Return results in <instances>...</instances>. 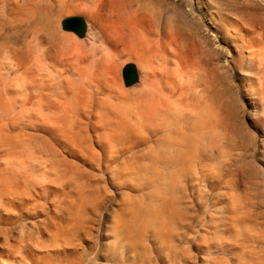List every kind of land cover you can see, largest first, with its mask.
Instances as JSON below:
<instances>
[{
	"label": "bare ground",
	"instance_id": "6f19581e",
	"mask_svg": "<svg viewBox=\"0 0 264 264\" xmlns=\"http://www.w3.org/2000/svg\"><path fill=\"white\" fill-rule=\"evenodd\" d=\"M61 1L0 0V264H264V113L253 176L220 65L161 1L84 0L92 37Z\"/></svg>",
	"mask_w": 264,
	"mask_h": 264
},
{
	"label": "rangeland",
	"instance_id": "374dc122",
	"mask_svg": "<svg viewBox=\"0 0 264 264\" xmlns=\"http://www.w3.org/2000/svg\"><path fill=\"white\" fill-rule=\"evenodd\" d=\"M159 1L164 5L162 29L184 30L191 42L202 45L220 65L221 114L227 115L224 117L231 120L232 123H227L230 137L238 144V152L241 153L238 154L243 159L242 162L245 161L242 163L245 164V169L252 164L247 170L255 176L259 172V167H256L259 163L254 158L257 154L253 155L255 137L251 128L248 130V121L251 117L264 113V0H207L210 10L219 15L216 14L217 22L211 21L205 9H200L195 0ZM60 11L58 14L62 20L70 16L84 17L88 22L87 35L92 37L96 34L84 0H62ZM247 36L252 38L257 53L247 52ZM124 58L118 69L120 80L124 84L122 69L127 64L134 63L139 69L140 79L129 87L139 85L142 79L141 67ZM244 151L248 154L243 155Z\"/></svg>",
	"mask_w": 264,
	"mask_h": 264
},
{
	"label": "water",
	"instance_id": "95a60500",
	"mask_svg": "<svg viewBox=\"0 0 264 264\" xmlns=\"http://www.w3.org/2000/svg\"><path fill=\"white\" fill-rule=\"evenodd\" d=\"M63 27L82 34L85 30V18L82 16H70L63 20ZM123 76L126 84L131 85L138 79L137 68L133 63L127 64L123 69Z\"/></svg>",
	"mask_w": 264,
	"mask_h": 264
}]
</instances>
